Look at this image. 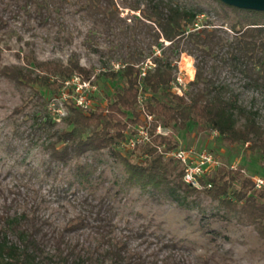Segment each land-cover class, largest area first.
Returning <instances> with one entry per match:
<instances>
[{
    "label": "trees",
    "instance_id": "trees-1",
    "mask_svg": "<svg viewBox=\"0 0 264 264\" xmlns=\"http://www.w3.org/2000/svg\"><path fill=\"white\" fill-rule=\"evenodd\" d=\"M122 6L139 13L122 15L116 0H0V28L13 18L34 19L56 26L58 38L65 29L71 35L69 26L78 15L86 27V45L121 61L117 69L103 71L125 79L105 103L85 108L64 100L70 112L63 117L66 125L55 129L46 142L48 162H65L72 152L109 148L122 160L131 183L152 187L179 204L192 193L219 199L224 211H218L217 218H229L234 211L238 220L252 224L264 238V188H256L250 175L220 163L200 177L203 186L198 188L184 180L182 163L158 148L179 146L175 129L194 121L216 130L230 144L248 143L252 152L264 157V126L257 109L221 79L223 72L237 75L245 87L264 93V0H122ZM205 12L219 21L198 23ZM67 17L73 20L70 24ZM2 40L0 35V74L30 86L41 97V88L61 92L64 81L74 74L90 78L94 73L77 52L63 62L38 60L31 50L23 56L24 64H4ZM184 52L194 57L195 76L181 95L171 89V81ZM147 58L154 64L141 76ZM145 113L156 120L151 140L126 148L134 126L145 123ZM50 120L38 117L30 130L40 132ZM157 121L170 133H156ZM30 130L16 137L30 140ZM129 150L141 159H134ZM236 180L240 187H234ZM111 212L105 201H87L73 217L54 224L27 205L1 208L2 264H222L213 256L193 258L182 239L151 238L144 224L122 229Z\"/></svg>",
    "mask_w": 264,
    "mask_h": 264
},
{
    "label": "rangeland",
    "instance_id": "rangeland-1",
    "mask_svg": "<svg viewBox=\"0 0 264 264\" xmlns=\"http://www.w3.org/2000/svg\"><path fill=\"white\" fill-rule=\"evenodd\" d=\"M117 5L122 15L139 13L123 8L122 0ZM205 19L219 21L205 12L199 14L198 23ZM70 21L73 20L67 17L69 24ZM51 27L34 19H10L7 26L0 28L3 63L24 64L23 56L31 50L38 60L63 62L77 52L82 64L95 74L99 72L96 75L99 90L92 94L93 103H105L122 88L125 84L122 75L103 74L105 70L117 69L121 61L107 51H96L86 45V27L78 15L75 24L69 26L71 35L65 29L57 38L56 26ZM179 65L188 77L194 78L192 55L182 53ZM221 79L239 92L241 100L257 109L264 126V93L245 87L237 75L223 72ZM61 92L41 88V97L30 86L0 74V209L27 205L46 223L57 224L84 209L87 201L98 204L102 200L110 204L113 220L120 228L144 224L146 233L153 239L156 235L182 239L190 246L193 258L213 256L222 264H264V238L252 224L238 220L234 211L229 218H217L218 211H224L219 199L192 193L179 204L152 187L131 183L126 179L122 160L109 148L99 153L72 152L65 162H48L46 142L55 129L66 125L63 117L70 112ZM142 98L145 99V94ZM38 117L51 120L47 128L34 133L30 126ZM28 130L30 140L16 137ZM174 133L182 146L206 148L222 164L241 168L243 175L264 176V157L252 152L248 143L230 144L216 130L194 121H189L186 128L175 129ZM129 152L134 159H141L136 152ZM234 187H240L239 180L234 182Z\"/></svg>",
    "mask_w": 264,
    "mask_h": 264
},
{
    "label": "built area",
    "instance_id": "built-area-1",
    "mask_svg": "<svg viewBox=\"0 0 264 264\" xmlns=\"http://www.w3.org/2000/svg\"><path fill=\"white\" fill-rule=\"evenodd\" d=\"M116 2H118V0H116ZM156 52H159V49H157ZM153 64L152 60L147 58V60L141 65V76L144 75L147 68ZM190 80L191 77H188L186 71L181 65H179L178 61V68L171 81V89L176 93L183 95L188 90ZM96 90H98V84L95 82V73H93L90 78H84L82 75L74 74L64 81L60 96L63 100L71 99L75 105L86 108L93 104L92 94ZM139 99H141V97ZM143 117L145 123L134 126L135 132L132 133L124 143L126 148L134 149L138 144L151 140L150 129L156 120L151 113H145ZM155 127V132L163 135H167L171 131L170 128L165 127L159 121H157ZM162 147L163 146H158L159 150L164 155L172 156L182 163L184 168V180L196 187L203 186L200 181V177L203 174L216 168L221 163L215 155L206 148L198 149L194 146L182 145L171 149H163ZM231 167L236 166L232 164ZM251 177L255 182L256 188H264V176L252 175ZM207 185L211 186V183L209 182Z\"/></svg>",
    "mask_w": 264,
    "mask_h": 264
}]
</instances>
